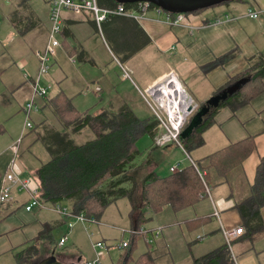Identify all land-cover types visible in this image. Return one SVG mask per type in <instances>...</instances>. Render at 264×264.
Masks as SVG:
<instances>
[{
	"label": "crops",
	"instance_id": "1",
	"mask_svg": "<svg viewBox=\"0 0 264 264\" xmlns=\"http://www.w3.org/2000/svg\"><path fill=\"white\" fill-rule=\"evenodd\" d=\"M24 4L28 5L29 19L24 25L21 23L18 26L12 19L14 11L7 16L10 26L8 30L11 33L6 43L10 46L15 42L12 32L15 29L18 37L21 36L23 42L32 46L34 58L23 46L6 49L0 54V62L7 58L0 65V193L3 185L7 183L4 180L7 172L36 180L37 170L50 160L51 155L39 134L44 135L46 127L64 131L65 127L50 104L51 99L58 94L62 93L69 98L80 113L97 114L108 107L118 110L128 105L140 118H149L152 112L141 94V87L144 86L145 90L165 73L175 71L182 80L181 83L187 85L189 91L184 87L188 94L196 99L198 105H204L231 76L249 68L250 58L264 53V0L232 1L197 13H188L185 14L188 25L171 24L166 19V12L157 13L152 9L147 18H133L149 35L150 43L124 62L115 55L107 39L101 41L90 31V27L94 26L89 14L65 13L63 45L52 71L45 79L51 86L50 95L37 113L38 118L35 121L32 118L34 128L25 129L26 115L23 108L31 95L32 77L38 67L36 51L45 46L48 39L49 6L47 0L44 3H39L38 0H18L20 7ZM249 9L259 12V17H250ZM109 22L110 20L104 22V29ZM235 49L237 52L229 61L204 73L205 65ZM121 65L130 73V78L125 77ZM142 105L146 106V110L142 109ZM14 119L17 120L14 122ZM86 130L87 128L72 134V138L76 140ZM203 135L205 144L191 151L190 155L185 149L174 145L185 153L188 165L191 160L197 162L231 143L255 136V150L244 161L242 170L235 171L232 184L224 182L215 187L222 193L221 198L214 201L207 197L187 208L196 206V210L205 213L196 214L197 217L206 216L203 209L207 210L208 206L209 214L212 212L210 215L220 227L213 216L216 207L227 228L243 226L245 233L233 242V250L238 257L237 264H264V228L251 231L236 209V204L249 195V186L254 182L257 166L264 156V92L237 111L229 107L222 108ZM21 136L20 152L15 155L11 146ZM77 141V144L85 143ZM172 144L174 143L169 145ZM169 145L164 148H170ZM152 146L164 149L156 146L155 142ZM192 154L196 155L195 159ZM151 171L152 168L149 173ZM30 201L27 191L13 187L11 199L0 202V264H18L15 253L23 250L37 237L45 224L53 227L52 235L57 245L62 237H67L65 245L60 248L70 244L74 246L72 251L66 249L58 255L57 258L62 262L82 264L94 256L95 243L92 245L93 254L89 257V248L84 241L85 236L89 238V221L71 220L59 213L54 204H41L28 211L26 207ZM261 212L264 219V207ZM70 221H73V227L68 226ZM218 230L223 237V245V232L221 228ZM146 233L145 229L140 235L146 236ZM200 237L198 235L196 240H203ZM154 240L149 239V242ZM122 243L117 246L118 250L129 249L127 254L131 255L133 245L129 243L126 248L122 247ZM111 249L112 247L104 261L110 255ZM43 251V256L52 252L45 244L41 245V253Z\"/></svg>",
	"mask_w": 264,
	"mask_h": 264
},
{
	"label": "trees",
	"instance_id": "2",
	"mask_svg": "<svg viewBox=\"0 0 264 264\" xmlns=\"http://www.w3.org/2000/svg\"><path fill=\"white\" fill-rule=\"evenodd\" d=\"M98 1L103 7H115L118 4L113 0ZM123 5L127 9L133 7ZM17 12L20 13L15 11L12 19L19 26L16 20ZM166 13L173 18L179 14ZM108 20L110 22L104 29L107 32V43L121 62L150 43L149 35L133 18L111 16ZM236 52L235 49L208 63L203 67L204 73L215 66L225 64ZM249 63L247 70L231 76L216 93L240 79L247 78L249 82L219 108L213 109L206 122L189 139L182 141L189 155L191 151L205 144L203 133L214 123L217 112L225 107L237 111L264 92V53L253 56ZM50 104L65 128L64 131H59L54 127H46L45 134H39L51 155L50 160L36 172L40 186L39 201L42 204L67 205L72 213H84L89 221L98 222L109 205L118 199L129 198L135 212L132 228L134 236L140 234L141 226L151 220V213H159L166 206H170L174 211H180L207 198V187L212 189L224 182L232 184L235 171L242 170L244 161L256 147L255 136L247 137L198 160L195 162L197 167L190 164L165 177L152 170L144 178L140 188H137L134 171L138 166L134 163L141 153L137 147L138 137L148 133L154 138L158 122L153 115L149 118H140L128 105L118 110L108 107L97 114L80 113L73 107L71 100L62 93L52 98ZM85 128H89L94 137L83 144H77L72 134L79 133ZM145 163L151 165L152 161L147 160ZM128 183L132 184V187H126ZM249 187V195L236 204V209L246 227L256 232L264 228L261 212L264 207V156L257 166L254 182ZM136 194H139L138 201ZM210 219V216H203L194 218L190 223L194 225L208 222ZM52 230L50 224H45L37 237L23 250L15 253L18 264H39L46 257L54 255L52 252L48 256L41 255L42 244L49 250L55 245ZM229 258V249L223 244L196 258L193 264H228ZM155 260L157 258L151 252H147L136 262L157 264Z\"/></svg>",
	"mask_w": 264,
	"mask_h": 264
},
{
	"label": "rangeland",
	"instance_id": "3",
	"mask_svg": "<svg viewBox=\"0 0 264 264\" xmlns=\"http://www.w3.org/2000/svg\"><path fill=\"white\" fill-rule=\"evenodd\" d=\"M38 2L44 3V0H38ZM18 6V0H0V28L2 33L0 34V39L2 41L0 44L2 47H0V54L6 49L10 50L12 47L16 49L23 46L26 49L25 51L34 58L32 46L23 42V38L21 36L18 37L17 31L15 29L12 31L13 36L15 37V42L10 46H8L6 43L11 33L8 30L10 29V26L7 16L13 11V13H15V11H19L20 13L17 12L18 16L16 19L17 22H19V26L21 23L24 25V22L28 21L29 19L28 5L24 4L21 7L19 6V8ZM90 31L94 32V34L98 36L101 41L102 39L108 40L107 32L104 31V28L99 31L94 27H90ZM6 61L7 58L3 59L2 62H0V65H3ZM37 63L38 67L35 72H37L39 68L38 58ZM184 86L188 90L187 85ZM141 89L144 92V86L141 87ZM142 109L146 110V106L142 105ZM37 115L38 114L32 115L33 121L38 118ZM17 117L18 115L16 118ZM16 120L17 119H14V122ZM93 137L94 133L89 128H87V130L78 136L76 140H78L77 142L82 143L86 142L87 140H91ZM138 138L137 147L141 153L136 158L134 163L135 166H139L134 171V176H136L137 179V188H140L142 185L144 178L147 174H149L150 168L155 170L158 175L165 177L171 173L170 168L172 166H178L179 170L188 166L189 162L185 153H183L180 148H176V146H174L175 144L169 145L171 146L170 148L158 149L156 147L153 148L152 144H154V139L148 133H144ZM192 156L194 159L196 158L195 154H192ZM147 160L152 161L151 165L145 163ZM125 186L130 188L132 187V184L128 183ZM215 187H217V185ZM215 187L210 189L211 197L208 196V199L213 198L214 201H217L219 198H221L222 193L220 190H216ZM136 199L137 201L139 200V194H136ZM196 209L198 208L195 206L192 208H185L180 211H174L170 206H166L159 213H151V220L141 226V228L143 227L146 229V236H143L142 234L133 236L131 232L132 228L134 227L135 212L133 211V206L130 199L124 197L116 203L109 205L98 222L96 220L89 221L91 223L89 228V238L86 236L84 237V241L89 248V257L93 254L92 245L94 243L104 241L109 246V248L112 247L110 250V255L104 261V264H137V259L146 252H151L156 258L158 256L157 260H155L157 264H193V261L196 258L217 249L222 245L223 242V237L220 232H218L220 227L210 215L212 212L209 214L210 209L208 206L207 210L203 209L207 213L206 216L211 217L208 222L194 225L190 223V221L194 218L196 219L203 217H196V214H205L199 212ZM157 231H159L160 234L157 238H154ZM198 235L202 236L203 240L197 241L196 238ZM133 237H135V239ZM149 239L155 240L154 242H149ZM124 241H127L133 245L131 255L127 254L130 252L129 249L123 248V250H118L117 246ZM66 249H71L70 251H72L74 246L70 244L67 245V247L60 248L55 242V245H53L51 251L56 257H58V255L65 252ZM43 253L44 251L42 254ZM94 256L89 258V260L93 259Z\"/></svg>",
	"mask_w": 264,
	"mask_h": 264
},
{
	"label": "built area",
	"instance_id": "4",
	"mask_svg": "<svg viewBox=\"0 0 264 264\" xmlns=\"http://www.w3.org/2000/svg\"><path fill=\"white\" fill-rule=\"evenodd\" d=\"M10 1V0H6ZM49 6V31L48 39L45 46L36 51V56L39 62V68L32 77L31 82V95L24 105V113L26 115L25 129H33L34 124L32 121V115L37 114L41 111L44 101H47L51 86L45 82L47 75L52 71L55 64L59 49L63 45V30L65 26V13L72 14H83L87 13L90 15L93 26L99 31L103 29V24L111 16H127L135 19L147 18V14L152 8L147 2H141L137 6H133L131 9H127L122 3H118L115 7H103L98 0H47ZM157 13L164 12L159 8H155ZM186 14V13H185ZM183 13L177 14L173 18L167 13L166 19L169 23L174 25H188L186 16ZM248 15L252 18H258L260 13L249 9ZM102 32V31H101ZM124 70L125 77L130 78V73L121 65ZM176 79L186 90L184 85L181 83L179 76L175 71H169L157 79L154 83L148 86L144 92H141L143 98L147 102L152 115L158 122L157 132L154 136V142L156 146L165 147L171 143L176 144L181 149H185L182 145L180 137L181 132L185 126L190 122L191 117L196 111L201 108L200 105L190 96L191 103L184 107L183 103H179L174 94H162V91H157V86H160L158 82H164L161 85L168 86L169 80ZM100 89V88H98ZM188 93V92H187ZM22 136L11 146V150L15 155L20 152ZM191 164L195 165V162L191 160ZM178 166H172L171 172L178 171ZM4 180L7 181L2 187L0 193V202H6L11 199L13 187L18 188L21 191H27L30 194L31 201L26 209L32 210L35 206H39L42 203L39 201L40 186L38 181L33 177H21L14 172H7L4 175ZM36 182V183H35ZM208 196L211 197V190L209 187L206 188ZM55 209L62 215L70 218L71 220L86 222L89 221L84 213L74 214L67 205L61 203L55 204ZM213 216L218 220L220 228L223 232L225 244L227 245L230 258L228 263L237 264L238 257L233 250V242L245 233L243 226L236 228H227L221 218L220 211L214 207ZM69 227H73V221L68 224ZM141 232H145V228H140ZM160 234L156 232V236ZM200 237V236H199ZM201 238V237H200ZM67 237H62L58 242V246L62 247L65 245ZM129 242L124 241L122 247H128ZM95 257L91 260L85 261L82 264H104V258L108 253L109 246L104 242L100 241L94 244Z\"/></svg>",
	"mask_w": 264,
	"mask_h": 264
},
{
	"label": "water",
	"instance_id": "5",
	"mask_svg": "<svg viewBox=\"0 0 264 264\" xmlns=\"http://www.w3.org/2000/svg\"><path fill=\"white\" fill-rule=\"evenodd\" d=\"M236 0H228V1H221V2H214V3H207L203 8L213 7L215 5L224 4L227 2H232ZM122 3V1L120 2ZM197 12V11H195ZM194 13V12H191ZM249 82V79L243 78L239 81L231 84L230 86L226 87L225 89L219 91L215 95H213L204 105L200 106L196 113L191 117L190 122L185 126L183 131L180 134L181 140L185 141L189 139L195 131L201 127L209 117L211 111L213 109L219 108L223 102L228 100L229 98L233 97L236 93H238L246 83ZM39 264H67L59 260L56 256H48L43 259ZM69 264H80L77 262L69 263Z\"/></svg>",
	"mask_w": 264,
	"mask_h": 264
},
{
	"label": "flooded vegetation",
	"instance_id": "6",
	"mask_svg": "<svg viewBox=\"0 0 264 264\" xmlns=\"http://www.w3.org/2000/svg\"><path fill=\"white\" fill-rule=\"evenodd\" d=\"M113 1H115L116 3H120L122 1L123 4L132 5V6H137L141 2H147L152 9L159 8L164 12L188 14L191 12H195V11L199 12L200 10L202 11L203 9H206L203 7L207 3L211 4L214 2H221L228 0H113Z\"/></svg>",
	"mask_w": 264,
	"mask_h": 264
},
{
	"label": "bare ground",
	"instance_id": "7",
	"mask_svg": "<svg viewBox=\"0 0 264 264\" xmlns=\"http://www.w3.org/2000/svg\"><path fill=\"white\" fill-rule=\"evenodd\" d=\"M164 82H159L160 86H157V91H162V94L165 91V94H174L176 95V99L179 101V103H183L184 107H187L191 103L189 94L183 90V87L176 79L169 80L168 86L161 85Z\"/></svg>",
	"mask_w": 264,
	"mask_h": 264
}]
</instances>
